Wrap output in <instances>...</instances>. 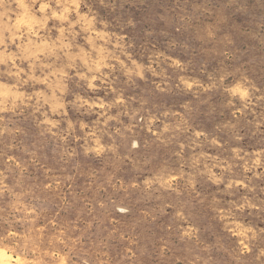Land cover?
<instances>
[{
	"label": "rangeland",
	"instance_id": "374dc122",
	"mask_svg": "<svg viewBox=\"0 0 264 264\" xmlns=\"http://www.w3.org/2000/svg\"><path fill=\"white\" fill-rule=\"evenodd\" d=\"M0 250L264 264V0H0Z\"/></svg>",
	"mask_w": 264,
	"mask_h": 264
},
{
	"label": "bare ground",
	"instance_id": "6f19581e",
	"mask_svg": "<svg viewBox=\"0 0 264 264\" xmlns=\"http://www.w3.org/2000/svg\"><path fill=\"white\" fill-rule=\"evenodd\" d=\"M0 263L2 264H10V257L6 252L0 250Z\"/></svg>",
	"mask_w": 264,
	"mask_h": 264
}]
</instances>
